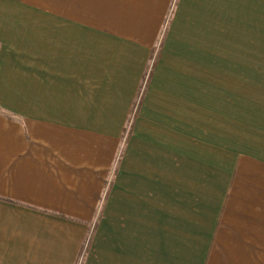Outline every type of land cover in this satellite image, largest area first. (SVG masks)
Segmentation results:
<instances>
[{
	"label": "crops",
	"instance_id": "crops-1",
	"mask_svg": "<svg viewBox=\"0 0 264 264\" xmlns=\"http://www.w3.org/2000/svg\"><path fill=\"white\" fill-rule=\"evenodd\" d=\"M264 264V0H0V264Z\"/></svg>",
	"mask_w": 264,
	"mask_h": 264
},
{
	"label": "rangeland",
	"instance_id": "rangeland-1",
	"mask_svg": "<svg viewBox=\"0 0 264 264\" xmlns=\"http://www.w3.org/2000/svg\"><path fill=\"white\" fill-rule=\"evenodd\" d=\"M80 257H78L76 264H80Z\"/></svg>",
	"mask_w": 264,
	"mask_h": 264
}]
</instances>
